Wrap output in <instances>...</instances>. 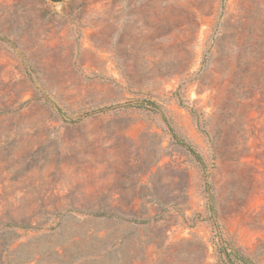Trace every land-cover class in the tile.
<instances>
[{
  "label": "rangeland",
  "instance_id": "obj_1",
  "mask_svg": "<svg viewBox=\"0 0 264 264\" xmlns=\"http://www.w3.org/2000/svg\"><path fill=\"white\" fill-rule=\"evenodd\" d=\"M109 216L264 264V0H0V264Z\"/></svg>",
  "mask_w": 264,
  "mask_h": 264
},
{
  "label": "trees",
  "instance_id": "obj_2",
  "mask_svg": "<svg viewBox=\"0 0 264 264\" xmlns=\"http://www.w3.org/2000/svg\"><path fill=\"white\" fill-rule=\"evenodd\" d=\"M150 107L155 108V104L150 103ZM190 154L198 161L200 157L196 152L188 146H184ZM116 225L122 226L125 229L124 237L119 241L113 239L110 242L108 237V246L104 238H99V247H89L85 258H93L90 264H101L99 259L103 254L108 252V264H205L208 249L199 240H181L175 243L168 241V230L157 229L159 221L151 219H142L138 216H109ZM198 250L202 251L200 259H193V253ZM62 251V253H60ZM56 250L54 256L58 260L37 259L36 256L27 258L24 264H80L82 259L70 257V262L64 260L67 255V250ZM80 248H76L79 252ZM218 255V260L221 264H254L252 260L245 256L239 249L233 248L230 245L225 247L219 246L215 249ZM78 254V253H77ZM78 256H80L78 254ZM103 258V257H102ZM86 264V263H82Z\"/></svg>",
  "mask_w": 264,
  "mask_h": 264
},
{
  "label": "water",
  "instance_id": "obj_3",
  "mask_svg": "<svg viewBox=\"0 0 264 264\" xmlns=\"http://www.w3.org/2000/svg\"><path fill=\"white\" fill-rule=\"evenodd\" d=\"M50 1L53 3H60V2H63L64 0H50Z\"/></svg>",
  "mask_w": 264,
  "mask_h": 264
}]
</instances>
